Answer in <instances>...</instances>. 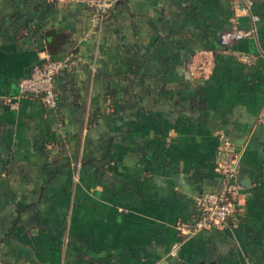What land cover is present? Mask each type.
I'll return each mask as SVG.
<instances>
[{
	"label": "crops",
	"instance_id": "0c3cea01",
	"mask_svg": "<svg viewBox=\"0 0 264 264\" xmlns=\"http://www.w3.org/2000/svg\"><path fill=\"white\" fill-rule=\"evenodd\" d=\"M110 1L112 27L94 33L79 0H0V264H264V0L231 51L219 32L250 26L234 0ZM59 34L53 58L75 63L48 109L17 83ZM219 132L240 153L235 221L170 257L177 222L219 186Z\"/></svg>",
	"mask_w": 264,
	"mask_h": 264
},
{
	"label": "built area",
	"instance_id": "2783aa9c",
	"mask_svg": "<svg viewBox=\"0 0 264 264\" xmlns=\"http://www.w3.org/2000/svg\"><path fill=\"white\" fill-rule=\"evenodd\" d=\"M55 3H64L68 0H53ZM90 8L89 23L92 31L98 33L102 21L111 5L110 0H79ZM253 0H234L232 6L233 17L244 16L249 19L248 28H240L235 24L218 34L219 46L231 51V46L243 38H251L255 35V23L257 16L252 13ZM234 57L242 64L249 65L252 57L246 53L234 52ZM72 58L56 59L44 52L41 60L34 64L28 75L21 78L17 83V96L31 97L40 100L48 109H55L57 100L53 79L56 74L66 70L73 65ZM0 102L11 105L7 97L0 96ZM264 113V103L261 108ZM219 152L215 161V169L221 174L218 188L212 192H205L196 198V213L190 222H177L175 225L177 238L170 245L168 255H177L179 244L182 238L193 234L196 231L227 227L234 223L238 213V195L241 184L235 179L236 166L240 153L235 151L229 139L224 133H218Z\"/></svg>",
	"mask_w": 264,
	"mask_h": 264
},
{
	"label": "trees",
	"instance_id": "16d2710c",
	"mask_svg": "<svg viewBox=\"0 0 264 264\" xmlns=\"http://www.w3.org/2000/svg\"><path fill=\"white\" fill-rule=\"evenodd\" d=\"M48 5H53L55 3V1L53 0H44ZM117 6L116 2H112L110 7L108 8L106 15L102 21V25H101V29L104 30L105 27H112L111 24H113V10L114 8ZM1 28V25H0ZM47 39V37H46ZM65 41V36L62 34H59L57 36H55V38H49L48 41H46V50L45 52L50 54L52 57L55 54V52L59 51L61 46L64 44ZM113 76L118 78L120 75L119 74H111L112 80H113ZM122 77H124V74H121ZM133 76L131 75V77H128L129 79H131ZM158 81L162 80L163 81V77L158 75ZM159 92H164L166 93V90L163 88L162 90H160ZM117 95V91L115 89V87L113 85H106L105 91L103 93V99L105 100V106L110 108L111 110L114 109L113 104L110 105L109 102L112 103V100L115 98V96ZM56 96V95H55ZM57 100V99H56ZM100 110V113L103 112V108L102 109H98V111Z\"/></svg>",
	"mask_w": 264,
	"mask_h": 264
},
{
	"label": "water",
	"instance_id": "95a60500",
	"mask_svg": "<svg viewBox=\"0 0 264 264\" xmlns=\"http://www.w3.org/2000/svg\"><path fill=\"white\" fill-rule=\"evenodd\" d=\"M36 46L38 48L39 51H43L44 50V46H43V43H42V40L41 39H37L36 40ZM197 264H204L202 262H199ZM209 264H212V263H209Z\"/></svg>",
	"mask_w": 264,
	"mask_h": 264
}]
</instances>
